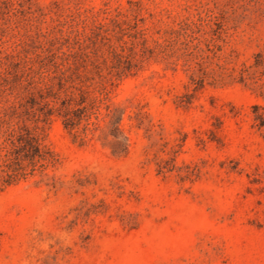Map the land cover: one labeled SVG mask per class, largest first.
Returning <instances> with one entry per match:
<instances>
[{"label": "rangeland", "instance_id": "1", "mask_svg": "<svg viewBox=\"0 0 264 264\" xmlns=\"http://www.w3.org/2000/svg\"><path fill=\"white\" fill-rule=\"evenodd\" d=\"M0 264H264V0H0Z\"/></svg>", "mask_w": 264, "mask_h": 264}, {"label": "trees", "instance_id": "2", "mask_svg": "<svg viewBox=\"0 0 264 264\" xmlns=\"http://www.w3.org/2000/svg\"><path fill=\"white\" fill-rule=\"evenodd\" d=\"M54 162V153L40 141L35 129L26 124L9 127L0 142V190L43 172Z\"/></svg>", "mask_w": 264, "mask_h": 264}]
</instances>
